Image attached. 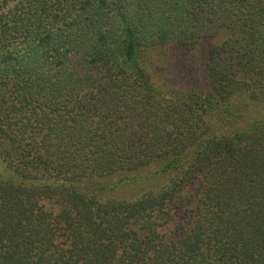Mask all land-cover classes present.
I'll use <instances>...</instances> for the list:
<instances>
[{
    "label": "trees",
    "instance_id": "1",
    "mask_svg": "<svg viewBox=\"0 0 264 264\" xmlns=\"http://www.w3.org/2000/svg\"><path fill=\"white\" fill-rule=\"evenodd\" d=\"M239 104L264 107V0H0V264H264Z\"/></svg>",
    "mask_w": 264,
    "mask_h": 264
},
{
    "label": "rangeland",
    "instance_id": "2",
    "mask_svg": "<svg viewBox=\"0 0 264 264\" xmlns=\"http://www.w3.org/2000/svg\"><path fill=\"white\" fill-rule=\"evenodd\" d=\"M235 113L226 114L225 118V129L227 131L230 127H233V124H241V122L248 123L249 119L261 118L264 117V107H250L243 108L240 104ZM156 166L150 167L147 171H142L134 175L132 177V181L128 184L121 185L120 187L114 190H107L104 192V195L107 197H112L116 199H130L139 195L141 192L158 188L163 185L168 177L165 174H159L157 176L155 174Z\"/></svg>",
    "mask_w": 264,
    "mask_h": 264
}]
</instances>
